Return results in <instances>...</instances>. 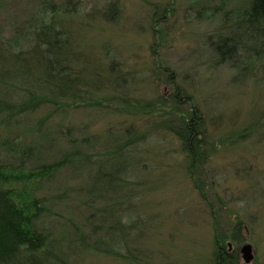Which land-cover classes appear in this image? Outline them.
<instances>
[{"label": "rangeland", "instance_id": "rangeland-1", "mask_svg": "<svg viewBox=\"0 0 264 264\" xmlns=\"http://www.w3.org/2000/svg\"><path fill=\"white\" fill-rule=\"evenodd\" d=\"M55 1L63 5L67 0ZM70 1L78 4L72 23L79 29L89 13L100 11L111 1L118 4L120 15L114 22L95 20L83 29L79 42L91 46L96 59L100 55L103 63L115 59L123 72L138 78L129 92L131 96L148 102L157 101L160 96L168 99L166 79L173 72L195 105L206 114L215 154L197 174L203 191L197 189L190 176L185 154L174 136L150 129V124L142 125L146 117L138 122L113 111L90 108L70 109L64 124L65 129L74 128L77 137L92 140L84 147L85 152L99 153L109 132L122 135L124 129L134 125L137 133L150 139L144 149L145 161L151 167L148 185L139 192L141 200L134 202L135 211L129 208L123 215L125 223L139 217L145 220L142 228L147 235L138 247L149 254V260L136 263L90 252L72 256L67 249L69 242L78 240L74 229L88 233L91 227L87 221L93 217L91 222L97 224V211L108 203L97 192L90 194L83 189L85 179L77 178L68 169L43 180L23 179V173H37L42 164L66 150L63 144L53 152L45 148L56 139L57 129L41 135L29 125L19 129L0 123V165H12L18 178L14 181L12 176L10 184L1 185L39 201L44 209L42 217L47 221L46 230L52 240L64 244L67 264H215L217 240L226 251L239 247L237 264H246L241 253L245 244L253 247L254 260L249 264H264V57L248 59L241 55L236 64H215L210 47L227 18L240 15L250 0ZM41 2L0 0V36L12 49L21 45L13 40L18 39L15 31L20 28L25 32L28 23L36 20L32 17L40 13ZM156 6L171 9L166 22L157 25L156 29L164 35L159 42L152 21ZM188 108L187 105L182 110ZM42 114L29 116L31 127ZM257 121L261 124L255 125ZM87 125L88 130L80 133L79 128ZM22 132V139L17 138ZM33 142L37 145L35 152L19 168L22 160L17 159L23 155L14 154L11 147L18 149ZM23 200L19 202L25 203V197ZM239 223L244 227V240L236 244L233 235ZM91 242L87 240L88 245Z\"/></svg>", "mask_w": 264, "mask_h": 264}, {"label": "trees", "instance_id": "trees-1", "mask_svg": "<svg viewBox=\"0 0 264 264\" xmlns=\"http://www.w3.org/2000/svg\"><path fill=\"white\" fill-rule=\"evenodd\" d=\"M40 6V13L32 17L36 20L31 19L25 32L20 28L15 31L18 39L13 40L21 44L18 49H12L0 36V123L19 129L29 125L41 135L57 129L56 139L48 142L45 148L53 152L63 144L66 150L60 151L53 161L42 164L37 173H23V179L43 180L68 169L77 178L85 179L81 184L83 189L90 194L97 192L108 203L97 211V224L91 222L93 217L89 218L91 229L88 233L74 229L78 240L67 245L72 256L90 252L136 263L149 260V254L138 247L147 235L142 228L145 220L139 217L135 222L125 223L123 216L129 208L135 211L133 204L141 200L139 192L149 182L147 175L151 167L145 161L144 152L149 137L137 133L135 125L124 129L122 135L109 132L99 153L89 154L84 147L93 143L92 140L77 137L74 128H64L69 110H108L138 122L146 117L142 125L150 124V129L172 135L180 142L187 170L201 193L203 185L197 174L200 175L211 154H215L207 116L195 105L173 72H169L166 79L169 98L160 96L157 101H144L129 93L138 78L123 72L115 59L103 63L101 55L99 59L93 56L95 52L91 46L81 45V32L95 20L112 23L118 18L117 3L111 1L100 11L89 13L80 29L72 23L78 13V4L70 0L63 5L55 0H42ZM169 14V7L156 6L152 21L157 42L164 38L162 30L156 29L157 25L166 22ZM218 34L210 45L215 64H236L241 55L248 59L264 57V0H250L240 15L227 18ZM21 40L25 41L24 45ZM104 55L108 56L107 50ZM187 105L190 108L183 111ZM41 112L44 114L31 127L29 116ZM257 124L261 123L257 121ZM86 129L88 125L81 126L79 132L84 134ZM24 134L20 133L17 138L22 139ZM35 148L34 142L18 149L11 147L14 154L23 155L17 159L22 160L19 168L28 163ZM14 171L10 164L0 165V264L69 263L64 244L52 240L46 230L47 221L42 217L44 209L39 201L29 197L32 195L18 194L13 187L1 185L10 184L12 176L14 181L18 180ZM24 197L26 202L21 204L19 200L24 201ZM243 228L242 223L235 225L236 244L244 240ZM88 239L92 241L90 245ZM216 242L215 264H237L239 247L230 252L220 240Z\"/></svg>", "mask_w": 264, "mask_h": 264}, {"label": "water", "instance_id": "water-1", "mask_svg": "<svg viewBox=\"0 0 264 264\" xmlns=\"http://www.w3.org/2000/svg\"><path fill=\"white\" fill-rule=\"evenodd\" d=\"M241 253L243 254V259H244L246 264H249L254 260L252 245L245 244L241 249Z\"/></svg>", "mask_w": 264, "mask_h": 264}]
</instances>
